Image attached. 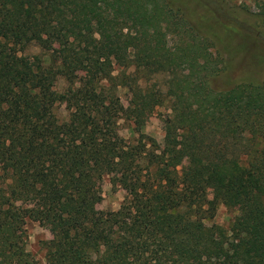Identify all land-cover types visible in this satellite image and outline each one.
I'll return each mask as SVG.
<instances>
[{
  "label": "trees",
  "instance_id": "trees-1",
  "mask_svg": "<svg viewBox=\"0 0 264 264\" xmlns=\"http://www.w3.org/2000/svg\"><path fill=\"white\" fill-rule=\"evenodd\" d=\"M239 9L0 0V264H38L27 220L52 233L44 264H264V79L213 85L233 49L264 48V15ZM163 106L158 144L142 128ZM105 178L116 211L97 209Z\"/></svg>",
  "mask_w": 264,
  "mask_h": 264
},
{
  "label": "rangeland",
  "instance_id": "rangeland-1",
  "mask_svg": "<svg viewBox=\"0 0 264 264\" xmlns=\"http://www.w3.org/2000/svg\"><path fill=\"white\" fill-rule=\"evenodd\" d=\"M229 2L243 10V20H249V23L254 22L255 19L251 15H264V0H229ZM250 15V16H249ZM249 18V19H248ZM227 42L235 43L236 40L229 37L225 38ZM263 46V44H261ZM250 48H253L252 46ZM264 48L261 50L239 51L233 49L226 57V67L220 72L219 76L214 78L213 85L220 89H227L235 84L241 83L246 79H264ZM31 52H37V49L33 48ZM62 83L59 84L61 86ZM128 105V93L126 89L119 88L117 91L116 107L119 111L126 109ZM170 113L167 106L158 107L154 113L147 119L145 126L142 128V133L154 138L158 144L163 142V127L162 119ZM56 114L59 119L64 120L67 117V113L63 107H58ZM119 134L125 139H132L133 132L131 130V123L124 119L119 120ZM101 195L102 200L97 205V209L100 211H116L124 198V191L121 189H112L109 180L105 178L101 183ZM208 197L211 198V192H208ZM235 212L219 206L215 213V216L211 220L210 224H216L223 228H228ZM25 230L27 235L26 249L32 255L34 260L38 264L45 263V242L52 238L50 229L46 226H42L37 222L27 220L25 223Z\"/></svg>",
  "mask_w": 264,
  "mask_h": 264
}]
</instances>
